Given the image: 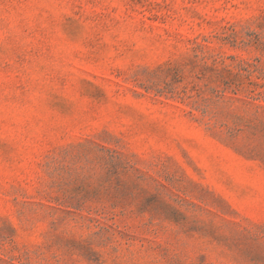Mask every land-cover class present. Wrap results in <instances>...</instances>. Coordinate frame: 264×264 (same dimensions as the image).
<instances>
[{
    "label": "rangeland",
    "instance_id": "rangeland-1",
    "mask_svg": "<svg viewBox=\"0 0 264 264\" xmlns=\"http://www.w3.org/2000/svg\"><path fill=\"white\" fill-rule=\"evenodd\" d=\"M0 264H264V0H0Z\"/></svg>",
    "mask_w": 264,
    "mask_h": 264
}]
</instances>
